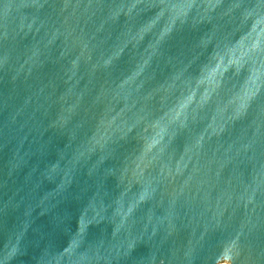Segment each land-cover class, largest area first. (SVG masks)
<instances>
[{
	"label": "water",
	"instance_id": "1",
	"mask_svg": "<svg viewBox=\"0 0 264 264\" xmlns=\"http://www.w3.org/2000/svg\"><path fill=\"white\" fill-rule=\"evenodd\" d=\"M264 264V0H0V264Z\"/></svg>",
	"mask_w": 264,
	"mask_h": 264
},
{
	"label": "bare ground",
	"instance_id": "2",
	"mask_svg": "<svg viewBox=\"0 0 264 264\" xmlns=\"http://www.w3.org/2000/svg\"><path fill=\"white\" fill-rule=\"evenodd\" d=\"M222 263H226V264H227V262H226V261H224V262H222V261H221V262H219L218 264H222Z\"/></svg>",
	"mask_w": 264,
	"mask_h": 264
},
{
	"label": "rangeland",
	"instance_id": "3",
	"mask_svg": "<svg viewBox=\"0 0 264 264\" xmlns=\"http://www.w3.org/2000/svg\"><path fill=\"white\" fill-rule=\"evenodd\" d=\"M222 264H226V263H222Z\"/></svg>",
	"mask_w": 264,
	"mask_h": 264
}]
</instances>
